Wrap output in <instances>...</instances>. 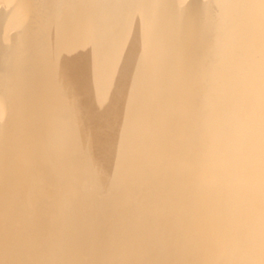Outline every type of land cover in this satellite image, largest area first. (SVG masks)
<instances>
[{
	"label": "bare ground",
	"instance_id": "bare-ground-1",
	"mask_svg": "<svg viewBox=\"0 0 264 264\" xmlns=\"http://www.w3.org/2000/svg\"><path fill=\"white\" fill-rule=\"evenodd\" d=\"M0 264H264V0H0Z\"/></svg>",
	"mask_w": 264,
	"mask_h": 264
}]
</instances>
